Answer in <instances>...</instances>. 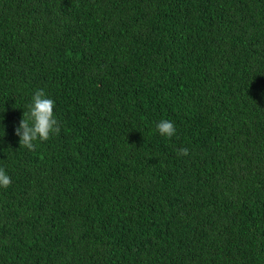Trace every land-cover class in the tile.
<instances>
[{
    "label": "trees",
    "instance_id": "obj_1",
    "mask_svg": "<svg viewBox=\"0 0 264 264\" xmlns=\"http://www.w3.org/2000/svg\"><path fill=\"white\" fill-rule=\"evenodd\" d=\"M0 264H264V0H0Z\"/></svg>",
    "mask_w": 264,
    "mask_h": 264
}]
</instances>
